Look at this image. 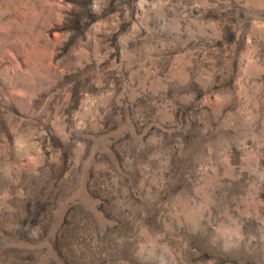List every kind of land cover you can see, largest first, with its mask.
Here are the masks:
<instances>
[{"label": "rangeland", "instance_id": "obj_1", "mask_svg": "<svg viewBox=\"0 0 264 264\" xmlns=\"http://www.w3.org/2000/svg\"><path fill=\"white\" fill-rule=\"evenodd\" d=\"M0 264H264V0H0Z\"/></svg>", "mask_w": 264, "mask_h": 264}]
</instances>
